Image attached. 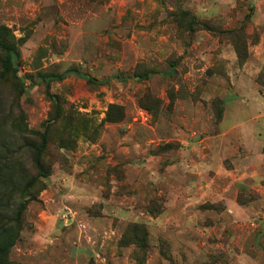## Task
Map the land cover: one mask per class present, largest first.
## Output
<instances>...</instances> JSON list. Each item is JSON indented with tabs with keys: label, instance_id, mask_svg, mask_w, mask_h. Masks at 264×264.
I'll return each mask as SVG.
<instances>
[{
	"label": "rangeland",
	"instance_id": "374dc122",
	"mask_svg": "<svg viewBox=\"0 0 264 264\" xmlns=\"http://www.w3.org/2000/svg\"><path fill=\"white\" fill-rule=\"evenodd\" d=\"M0 39L8 264H264V0H0Z\"/></svg>",
	"mask_w": 264,
	"mask_h": 264
},
{
	"label": "trees",
	"instance_id": "16d2710c",
	"mask_svg": "<svg viewBox=\"0 0 264 264\" xmlns=\"http://www.w3.org/2000/svg\"><path fill=\"white\" fill-rule=\"evenodd\" d=\"M0 51L3 53V59H2V69L4 74H8L10 72L15 73L16 67H15V51L12 48L10 44L5 42L3 39H0ZM153 72L147 73L143 72L138 75L139 78L147 79L152 75ZM54 76H46L43 77V79H49ZM62 77V75L60 76ZM88 82H93V79L90 77H84ZM42 141L41 145L38 148L37 156H36V168L38 171V176L45 177L46 172L44 169V166L41 162V153L43 152L45 146H46V133H43L41 135ZM1 230V229H0ZM14 242L13 234L11 232L7 231H0V264H8L7 262V255L12 247V244Z\"/></svg>",
	"mask_w": 264,
	"mask_h": 264
}]
</instances>
